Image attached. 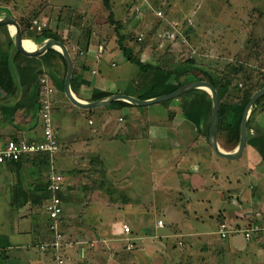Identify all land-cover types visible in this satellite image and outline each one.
<instances>
[{
    "label": "crops",
    "instance_id": "0c3cea01",
    "mask_svg": "<svg viewBox=\"0 0 264 264\" xmlns=\"http://www.w3.org/2000/svg\"><path fill=\"white\" fill-rule=\"evenodd\" d=\"M33 1L0 0V19H16L27 41L36 46L50 38L67 46L74 65L70 87L77 99L91 102L117 93L149 99L170 92L176 85L169 72L150 67L140 70L123 54L125 47L146 62L148 50H141L133 35L145 37V30L148 35L157 28L155 22L162 20L176 28L172 21L179 20L164 17L161 10L157 14L154 0H109L108 7L102 0L101 4L72 10L71 3ZM29 7L31 13L21 12ZM95 15L101 20H93ZM24 17L31 19L27 28L22 24ZM86 18L91 31L85 28L83 32L78 21L85 27ZM35 19L46 22L44 28H50L54 36L44 38L30 28ZM116 24L122 27L116 29ZM155 33L161 36L159 30ZM178 36L183 44V36ZM165 46L169 44L155 48V59H161ZM27 49L37 52L42 48ZM178 51L163 61L167 69L176 64L172 62L177 60ZM66 69L62 52L26 56L15 47V27L0 26V147L10 139H42L39 112L43 97L50 102V126L59 144V151L53 154L33 153L0 164V264H56V254L64 255L66 264H198L197 256L203 250L208 254L204 257L219 264L214 250L220 241L217 237L212 241L199 238L205 235L196 227L195 204L187 203L192 216L182 212L179 221L172 220L168 207L177 199L178 208L183 210L184 202L190 199L188 195L183 199V188L191 189L192 194L202 191L218 197L229 187L234 195L227 194V200L238 204L244 199L248 206L235 215V207L229 203L227 214L234 215L226 216L228 220L233 218L241 226L239 216L253 212L258 205L264 208V124L257 122L258 117H264V97L251 122L254 131L248 132L238 158L242 164L234 166L237 170L224 172L220 165L233 160L216 155L209 143L211 99L207 92H186L146 105L118 99L83 109L65 95ZM177 81L183 82V74ZM48 86L52 90L45 92ZM223 134H217L219 147L234 150L233 145L222 142L219 136ZM51 174L61 176L58 195L62 212L56 223L62 238L56 249H41L42 244L58 239L49 228L51 219L44 209L50 198L46 186ZM102 174L114 184L109 189H117L115 195L121 201L110 202L104 195L102 191L108 186L96 183ZM240 175L248 176L249 181L245 178L241 182ZM195 198V202L200 200ZM156 203L159 208L147 207ZM221 214L224 217L221 209L211 214L215 226ZM189 217L192 222L185 220ZM257 217L264 221L262 213ZM124 224L129 232L123 230ZM258 228L248 241L241 234L233 239L229 236L228 264H235V255L240 253L241 264H264V255L258 253L261 259L254 256L258 250L264 254V226ZM175 247L180 248L177 254ZM202 257L199 263L204 261Z\"/></svg>",
    "mask_w": 264,
    "mask_h": 264
},
{
    "label": "rangeland",
    "instance_id": "374dc122",
    "mask_svg": "<svg viewBox=\"0 0 264 264\" xmlns=\"http://www.w3.org/2000/svg\"><path fill=\"white\" fill-rule=\"evenodd\" d=\"M33 0H21L23 4L30 3ZM52 3H71L70 5L71 10L72 8H79L84 7L88 8V5L91 4H101L102 0H49ZM171 1V3H169ZM36 2H40V0H34L33 3L37 4ZM17 3V2H16ZM155 8L158 10H161L162 15L166 18L171 19H178L179 21H172L176 24V29L179 34L183 36V45L187 46L189 51L187 50L183 56L178 55L177 60H173L172 64L178 63L179 60L190 58L197 55H205L206 58H210L211 60L215 61V65L217 68H221V70H228L229 66L230 68H233L235 66L241 65L243 67V70L248 69H260L264 72V0H154ZM19 4L17 8H19ZM67 8V7H66ZM103 9H101L99 12H102ZM168 10V13L166 11ZM20 11V10H19ZM30 11V7L24 11L22 10V13H27ZM94 11V10H93ZM32 10L30 11V13ZM20 15V14H19ZM101 16L98 17V15H95V21L101 20ZM156 18L160 19L156 16ZM86 21V26L83 27L81 24V20L78 22L79 28L81 31H86L85 28H87L91 31V26H88L90 24L89 19H83ZM94 26V25H93ZM113 27H115L113 25ZM249 39L256 40L254 42L255 44H252ZM164 44V43H163ZM167 43H165L166 45ZM165 48V47H164ZM160 51H163V48H160ZM183 50V48H181ZM204 56V57H205ZM230 64V65H228ZM135 66L139 67L138 64ZM140 69V68H139ZM233 71V69L231 70ZM254 76H257L258 73L256 70H254L253 73ZM262 76L259 77L255 81V85L261 83ZM194 81V80H191ZM189 81V82H191ZM234 84H237V91L238 89L243 86V80L241 77V74L235 75L233 78ZM188 83V82H187ZM186 84V83H185ZM199 89V88H195ZM259 88L255 89L258 90ZM193 90V89H192ZM204 90V89H201ZM205 91V90H204ZM254 91V92H255ZM207 92V91H206ZM253 92V93H254ZM208 93V92H207ZM209 94V93H208ZM238 96L240 94L238 93ZM210 97V94H209ZM239 98V97H238ZM211 99V97H210ZM220 101H225L224 99H220ZM226 101H229L226 99ZM235 102V101H234ZM261 102V101H260ZM259 102L256 109L261 108V103ZM252 110V107H251ZM250 110V112H251ZM250 115V114H249ZM257 122H261L264 124V117L260 116L257 118ZM248 131V132H253ZM195 132V131H194ZM218 132V129H217ZM218 134V133H217ZM228 134V133H226ZM224 134L222 136H219L222 139V142L229 146L231 145L232 141H229L227 138V135ZM239 142V141H238ZM238 142L236 146L233 148L235 149L238 145ZM228 144V145H227ZM233 151V150H232ZM263 162H264V154H263ZM220 162L221 159H220ZM229 163H226V167L224 165H220L221 169L224 172H232L234 170V167L236 165L240 166L242 164L241 159L228 161ZM249 181L248 176L240 175L239 179H241V182ZM49 180V178H48ZM183 183L184 180H183ZM226 185V184H224ZM216 189H220V187H217ZM229 187H224L221 192H219L218 197L214 196L209 192H202L199 191L197 194H192V190H186L183 188L182 194L184 195L183 199H188L183 204V210L178 208V201L177 199H173L170 201V205L168 207V211L172 214V220L173 217L176 221H179L180 214H185L186 212H189V216H192V213L190 212L191 208H187V203H194L198 212L196 214L197 224L196 227L200 228L201 231L199 233H203L205 236L201 235L199 238L201 240H208L212 241L213 238L217 237L218 241V248H215L214 250V258L219 264H228V238L229 236L237 238L238 236H235L237 234H241L242 238L246 241H248L251 237L253 238L256 233L254 231L258 227L264 226L263 219L261 221L256 220L258 219L257 215L259 213H262V216L264 215V208L261 207V205L256 206L255 209H253V212H246L242 216H239V219L243 221L242 225H237L233 218H230L228 220L227 217H231L234 214L229 213L227 214V207L230 203L232 207H235V215H240L242 212V207L244 206L245 209L248 206L244 201L243 203H233L232 200L228 201L227 194L232 193L234 195L233 190ZM221 193V194H220ZM222 195V196H221ZM195 197H198L200 200L195 202ZM186 204V205H185ZM236 204V205H234ZM260 204V203H259ZM149 208H159L160 205L158 203L156 204H150L147 205ZM192 207V205H191ZM221 209L225 212L224 217L221 216L217 217V223L216 226L212 223L213 219L211 218V214L215 213L217 210ZM186 221H191L190 217L188 219L185 218ZM233 221V222H232ZM192 222V221H191ZM244 222L246 224L244 225ZM221 223H225L227 226V236L222 238L219 236L218 229L219 225ZM259 224V225H258ZM193 226V229H198ZM245 228L251 229V237H245L243 230H246ZM258 228V229H259ZM205 231V232H202ZM174 237L173 235H171ZM233 239V238H232ZM189 241L186 240L185 243H188ZM129 247L132 246V244L127 245ZM176 249L174 252L177 254V250H179V247H175ZM264 255L259 250L255 253V258L261 259L258 255ZM205 255H208L205 250H203L200 255L197 256L198 264H215V262L210 258L207 259L204 257ZM241 253L234 258L236 261L235 264H241L242 257L240 256ZM200 256H203L204 259L203 262L199 263ZM202 261V260H201ZM205 262V263H204ZM234 262V261H233Z\"/></svg>",
    "mask_w": 264,
    "mask_h": 264
},
{
    "label": "trees",
    "instance_id": "16d2710c",
    "mask_svg": "<svg viewBox=\"0 0 264 264\" xmlns=\"http://www.w3.org/2000/svg\"><path fill=\"white\" fill-rule=\"evenodd\" d=\"M103 3L106 7H108L109 0H103ZM169 3H171V1H169ZM166 13H168V10L166 11ZM30 20L31 19L29 17H24L22 24L25 26V28H27V25L29 26ZM155 26L157 28H154L153 32L148 33V35H146L147 30H145V37L142 38L141 36L140 41L139 39H137L138 36L133 35L132 37L134 42L138 44L141 50H144V51L148 50V53L150 55V58L148 61L144 62V60H142L140 56H133L131 54V51L125 47L123 48V54H125L126 58L130 60L131 62H133L135 65L138 64L140 70H145L150 67L154 69H160L162 71H165L166 73L169 72L170 75H172L173 81L176 84L175 86L172 87V90L176 89L177 87L191 80H206V81L213 83V85L217 89L220 99L225 100V101H221L220 113H219V119H218V133L219 134L228 133L226 134L227 138L229 141H232L231 142V145H233L232 148L235 147L237 142L239 141L240 119H241L243 108L246 102L248 101V99L250 98V96L255 91V89L261 88L264 86V72L261 71V68L260 69L252 68L248 70H243V67L241 65L235 66L233 68H230L229 66L228 67L229 69L224 71V70H221V68L216 67L215 61L210 59L212 57L207 56L206 58L205 55L204 57L203 55H200V54L197 56L190 57V58L188 57L185 59H181L174 66H171L169 69H167V67L163 64L164 60L171 59L172 57H174L175 51H178V50L180 51L182 46H183V50H181V52L178 51V55L180 56H183L187 50L189 51V49L187 46L179 42L178 34L180 32L178 33L177 29L175 31V37L172 39L169 38V34L175 30L174 26H171V24L169 23L163 22V20L160 22H155ZM120 27H122L121 24L115 25L116 29ZM156 29L160 31L161 33L160 37L155 36ZM39 35H41L44 38L48 36H51V37L54 36L52 35V31L50 30V28L49 29L44 28L40 30ZM249 41L252 44H255L254 42L258 44V42L255 39L254 40L249 39ZM163 43H167L169 44V46H165L164 55L161 56V59L160 58L155 59L153 56V54L155 53L154 51L156 50L155 48H157L159 44L161 45ZM30 47L34 48V46H30ZM26 48H29V47L27 46ZM232 69L233 71H231ZM254 70H256V72L258 73L257 76L253 75ZM182 74H183V82L180 83L179 81H177V77ZM237 74H241V77L243 80V86H241V88L238 89V91L236 90L237 84H234L235 81L233 82V78ZM261 76L263 80L261 81L260 84L256 86L255 81ZM73 80H74V75H72L71 77V82ZM193 93L207 94L206 91L204 90L193 89V90H189L187 92V95H190ZM238 93L240 94V96H238ZM263 97L264 95L260 97L252 106V110L250 112V115L247 121L248 131L251 129V125H252L251 122L255 114L256 107L258 106L259 102L261 101ZM226 99H228L229 101H226ZM14 140L19 141L18 139H14ZM96 183L99 185V187H100V183L108 186L107 188L104 187L105 191H102V192L107 197L109 196L110 202L121 201L116 197L118 190L113 188L112 189L113 191H112L111 189H109V186H114V184H112V182L109 181L108 178L104 174H102V178L98 179ZM44 209H45V205H44ZM59 216L55 219L50 218L51 222L49 221V228H53L52 227L53 225H56L57 227L56 220H58ZM54 231H55V235L59 234L60 237H58V239L52 243L44 244L46 245V248L51 246V248L56 249L54 248L55 245H53V243H58L56 245L57 247H59V242L61 241L62 234L61 232H59L57 228ZM61 256L65 259L64 255H61Z\"/></svg>",
    "mask_w": 264,
    "mask_h": 264
},
{
    "label": "water",
    "instance_id": "95a60500",
    "mask_svg": "<svg viewBox=\"0 0 264 264\" xmlns=\"http://www.w3.org/2000/svg\"><path fill=\"white\" fill-rule=\"evenodd\" d=\"M2 25H13L15 27V47L17 50H19L22 54L29 56V57H39L42 55H45L47 53H50L51 51L58 50L62 52V54L65 57L66 60V75L64 79V92L69 101L74 104L77 107L83 108V109H91L97 106H102L109 104L110 102L118 99H124L128 102L139 104V105H146L156 102L165 101L168 99L176 98L182 94H185L189 90L199 88L204 89L210 94L211 97V111H210V125H209V143L211 145V148L213 152L225 159L234 160L238 159L242 156L243 150L246 145L247 137H248V117L250 114L251 107L253 104L264 95V86L256 90L248 99L246 102L241 119H240V135H239V142L237 147L233 151H225L222 148L219 147L217 143V129H218V119H219V113H220V106L221 101L219 94L217 92L216 87L213 85V83L206 81V80H194L191 82H188L186 84H182L181 86L177 87L176 89L165 93L158 95L153 98L149 99H140L128 94L123 93H117L113 94L111 96L105 97L103 99L91 101V102H85L77 99L73 93L71 92V76L73 72V59L70 54L69 49L67 46L59 40L56 39H48L44 44H42L40 47L42 49L40 51H32L30 49H27L24 45L25 42H27V39L23 33L22 27L19 24V22L14 19L13 17H6L3 19H0V26ZM47 51V52H46Z\"/></svg>",
    "mask_w": 264,
    "mask_h": 264
},
{
    "label": "built area",
    "instance_id": "2783aa9c",
    "mask_svg": "<svg viewBox=\"0 0 264 264\" xmlns=\"http://www.w3.org/2000/svg\"><path fill=\"white\" fill-rule=\"evenodd\" d=\"M157 14H161V12L158 10ZM176 25V24H175ZM46 26V22H38L36 19L31 22L30 28L35 29L36 31L42 30ZM176 31V28H175ZM175 31H172L169 34L170 38L175 37ZM140 39V37H139ZM52 89L51 87H45V92H50ZM40 118L42 120L43 124V134L42 139L36 142H27L24 140L16 141L14 139L8 140L3 146L0 147V164L5 163L7 161H18L24 156H27L29 154L33 153H48L53 154L57 151H59V144L56 140V137L54 133L51 130L50 126V102L47 98H42L41 100V108H40ZM252 131V129H250ZM61 188V176L56 174H51L49 176V180L46 186V189L48 190L50 194L49 201L45 203V210L48 213L49 217L52 219L57 218L61 211V199L58 195V192ZM160 224H162L161 221H159ZM54 230H56V225L52 226ZM123 230L125 232H129V227L127 225H123ZM52 228V229H53ZM227 226L225 223H221L219 225L218 233L219 236L224 238L227 235L226 230ZM246 230H243V234L245 237H251V229L245 228ZM57 237H60L59 234L56 235ZM58 243H53L54 248H57ZM41 249H45L46 245H41ZM56 264H66L65 259L60 255H56Z\"/></svg>",
    "mask_w": 264,
    "mask_h": 264
},
{
    "label": "bare ground",
    "instance_id": "6f19581e",
    "mask_svg": "<svg viewBox=\"0 0 264 264\" xmlns=\"http://www.w3.org/2000/svg\"><path fill=\"white\" fill-rule=\"evenodd\" d=\"M24 45L27 47H30V46H34V48H36V49H39V48H42V47H40V46H36L34 43H32V41H27V42H25L24 43Z\"/></svg>",
    "mask_w": 264,
    "mask_h": 264
}]
</instances>
